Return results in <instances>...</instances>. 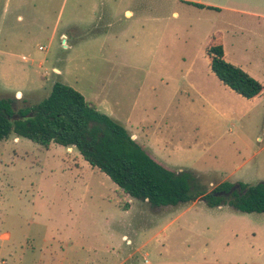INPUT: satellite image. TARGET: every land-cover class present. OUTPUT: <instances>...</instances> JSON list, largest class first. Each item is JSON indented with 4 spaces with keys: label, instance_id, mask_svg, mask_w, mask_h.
I'll use <instances>...</instances> for the list:
<instances>
[{
    "label": "rangeland",
    "instance_id": "rangeland-1",
    "mask_svg": "<svg viewBox=\"0 0 264 264\" xmlns=\"http://www.w3.org/2000/svg\"><path fill=\"white\" fill-rule=\"evenodd\" d=\"M213 37L264 86V0H0V97L33 105L61 81L207 192L256 184L264 89L248 99L218 79ZM118 189L75 147L0 140V264H264V212Z\"/></svg>",
    "mask_w": 264,
    "mask_h": 264
},
{
    "label": "trees",
    "instance_id": "trees-1",
    "mask_svg": "<svg viewBox=\"0 0 264 264\" xmlns=\"http://www.w3.org/2000/svg\"><path fill=\"white\" fill-rule=\"evenodd\" d=\"M187 2L219 10L217 6ZM207 55L212 71L225 85L249 99L262 94L264 86L258 80L225 59L221 37L212 38ZM130 132L88 102L80 91L61 81H55L48 95L33 105L17 108L14 97H0V140L14 135L45 148L51 144L75 147L92 167L118 185L121 197L152 206H177L201 196L211 207L230 204L245 213L264 212V181H223L207 192L196 183L192 171L165 165ZM130 207L126 204L124 208Z\"/></svg>",
    "mask_w": 264,
    "mask_h": 264
},
{
    "label": "crops",
    "instance_id": "crops-1",
    "mask_svg": "<svg viewBox=\"0 0 264 264\" xmlns=\"http://www.w3.org/2000/svg\"><path fill=\"white\" fill-rule=\"evenodd\" d=\"M127 13H130V11L129 12H127ZM225 51V50H224ZM226 59V58H225ZM210 60V59H209ZM208 60V61H209ZM210 65V64H209ZM211 68V67H210ZM216 75V74H215ZM219 79V78H218ZM220 80V79H219ZM221 81V80H220ZM225 85V84H224ZM227 86V85H226ZM227 87H229V86H227ZM230 88V87H229ZM231 89V88H230ZM233 90V89H232ZM236 92V91H235ZM239 94V93H238ZM239 95H241V94H239ZM242 96V95H241ZM245 97V96H244ZM259 97V96H258ZM257 97V98H258ZM249 99V98H248ZM253 99H255V98H253ZM133 123L134 124H136V128L137 127H139V126H141L142 127V123L140 122V123H137V122H134L133 121ZM142 129H143V127H142ZM132 131H134V133L132 134V137L134 138V139H136L138 142H140L141 144H143L140 140L141 139H143V137H142V135L140 134V132H139V130H132ZM151 137H152V135H151ZM153 138H151V140H152ZM158 143H161V142H159V141H157ZM153 143H154V140H153ZM146 148H147V146L145 145V144H143ZM69 149H72L73 147H68ZM155 158H157L149 149H147ZM161 152L160 153H164V149H162V150H160ZM158 159V158H157ZM159 160V159H158ZM160 161V160H159ZM162 162V161H161ZM163 163V162H162ZM165 164V163H164ZM166 165V164H165ZM168 166V165H167ZM177 170V169H176ZM180 170V169H179ZM178 170V171H179ZM224 181H227V180H224ZM231 182V181H230ZM232 182H234V181H232ZM238 182H240V181H238ZM261 257L260 256H257V255H251L250 257H249V259H245V260H247V261H245V264H261V259H260Z\"/></svg>",
    "mask_w": 264,
    "mask_h": 264
},
{
    "label": "built area",
    "instance_id": "built-area-1",
    "mask_svg": "<svg viewBox=\"0 0 264 264\" xmlns=\"http://www.w3.org/2000/svg\"><path fill=\"white\" fill-rule=\"evenodd\" d=\"M42 48V47H41Z\"/></svg>",
    "mask_w": 264,
    "mask_h": 264
}]
</instances>
